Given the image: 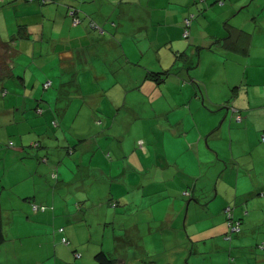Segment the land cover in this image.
I'll list each match as a JSON object with an SVG mask.
<instances>
[{
  "label": "rangeland",
  "instance_id": "1",
  "mask_svg": "<svg viewBox=\"0 0 264 264\" xmlns=\"http://www.w3.org/2000/svg\"><path fill=\"white\" fill-rule=\"evenodd\" d=\"M70 1L22 3L68 9ZM75 1L76 7L68 9L67 21L79 27L81 38L58 43L60 40L55 42L47 33L42 34L40 27L37 30V22L29 23V52L22 50L20 58L10 56L16 61L15 80L22 85L18 95L10 93L4 100L0 98V108L10 102L15 105L20 99L22 118L18 112L12 116L20 124L10 126V130L1 121L0 141L4 138L5 144L18 143L22 132V173L30 171L34 177V184L30 175L22 177V192L33 187L34 195L47 197L52 207L68 205L74 210L71 217L85 218L78 223L89 224L93 238L105 235L103 229L109 221L112 226L122 225L123 230L124 223L131 226L135 222L134 249L124 264H162L167 260L174 264H264V189L252 185L264 180V131L258 130L264 122V107L249 112L245 126L248 113L237 120L235 113H226L225 106L219 109L202 102L193 93L202 90L212 100L228 99L220 92L224 88L220 80L226 75L218 60L221 57L200 49L201 58H209L211 63L203 61L191 67L184 54L175 50L187 42L191 45L186 46L194 48L197 21H203L198 26L202 34L211 32L224 6L213 0H171L172 15L168 19L160 16L161 6L153 3L151 9L147 0ZM132 4L140 5L139 13L129 10ZM17 8L11 6L9 10L17 12ZM246 9L237 18L246 16ZM145 10L152 14L150 22L144 20ZM22 13L15 14L20 17ZM188 18L189 34L184 37ZM263 26L260 31L256 28V42L264 37ZM93 32L94 41L89 40ZM24 35L22 25V42L27 38ZM177 35L180 38L176 39ZM107 42L114 47L97 56L96 48L102 49ZM81 44L82 50L77 51L76 45ZM262 45L257 43L256 47ZM91 46L94 54H90ZM1 49L10 53L5 47ZM230 58L224 63L228 69L234 67ZM192 60L197 63V55ZM212 60L217 61L213 64ZM250 67L251 81H261L264 75L258 73L259 66ZM170 68L178 75H169L160 84L159 75L146 73ZM145 73L153 79L143 82ZM178 78L185 87L180 86ZM150 83L156 85L152 90L147 89ZM263 87L261 84L255 89L262 91ZM0 118L5 115L0 114ZM31 141L40 145H30ZM6 187L7 196L14 201L19 187ZM2 199L7 201L6 196ZM223 199L236 203L230 205L235 220L245 212L241 217L244 221L238 225L233 221L232 227L222 215L217 217L224 223L217 228L226 226L227 231L220 239H212L208 212L201 208L207 202L214 204L212 211L217 216ZM21 200L22 220L29 215L25 225L31 224L34 207L23 193ZM169 203L175 210L182 205L180 219L186 218V234L180 219L172 221L171 226L163 224ZM106 213L108 220H103ZM3 222L10 227L6 218ZM49 223V228L58 226ZM9 233H14L13 227ZM90 244H95L94 240ZM106 244L109 247L111 242ZM114 247L109 256L116 258L122 251L116 254Z\"/></svg>",
  "mask_w": 264,
  "mask_h": 264
},
{
  "label": "crops",
  "instance_id": "2",
  "mask_svg": "<svg viewBox=\"0 0 264 264\" xmlns=\"http://www.w3.org/2000/svg\"><path fill=\"white\" fill-rule=\"evenodd\" d=\"M73 1L75 0L70 1L68 9L69 7H76L75 5H73ZM147 1L149 2L151 9L153 3L161 6L160 9L162 12L160 13V16H166L168 19L169 17H171V0ZM213 1L217 2V0ZM219 2L222 4V6H224V9H219L221 11L220 15L213 21L214 30H211V32L206 34H202L203 31H201L202 29L198 30V26H200L203 21H197L198 25H196L194 29V48H189L188 46H186L187 44L191 45V42H187V44L180 45L181 47H178V49L175 50H180L182 54H184L185 60L192 64L191 67L202 64L203 61H206L207 65L211 63V60L209 58H201L200 49L206 51L207 53H213L214 55L221 57L218 58V60L223 64L226 75L223 76L222 80H220L221 86L225 88L220 89V92H224V95H226L228 99L212 100L210 98V95L206 97L203 94L202 90L199 94L198 91L193 94L198 98H201L202 102H207L216 108L221 109L223 106H225L227 114H229V112H233L236 114L238 113L241 116L242 113H248V116L245 117L246 126L249 123L247 121V119L250 118L249 112H253L258 110L259 108L264 107V90L261 91L260 89H255L256 86H259L261 84L264 85V77L259 82L251 81L253 77L251 75L252 69L250 67V65L252 64L253 66H259L257 68L258 73L260 75H264V37H260L257 42L254 39L256 28H259L260 31V27L264 25V0H220ZM28 3L29 4H23L22 0H4L3 3H0L1 101L4 100V98L10 93L14 94L15 96L19 94L18 88L22 84H20L18 80H15V78L18 77L15 76L17 72H15L14 68L16 61H11L10 56H22V50L25 52H29L31 48V43L29 41L31 38V33L29 32V23L37 22V30L40 27V31H42V34L47 33L48 36L52 37L55 42L57 40H60V42L58 43H66L67 41H72L74 39H79L82 37L80 36V33L82 34V32L81 30H79V27L76 26V24H74L73 22L70 24V21H67L68 9L60 8V6L56 5L54 6V4H45L44 6H40L38 3L37 5L36 3ZM74 3H76V1ZM239 5L242 6L240 7ZM11 6H17L19 7V9L17 8V12L14 10L11 11L9 10ZM22 6L24 9L22 8ZM244 8H247L246 10H243L246 11L244 13L248 14H246V16H243L241 19L237 18L239 17V13L241 12V10ZM129 10L139 13L141 7L139 4H132L129 6ZM14 12L18 14L22 12L23 13L19 15L20 17H17L18 14H15ZM150 13L151 12L145 10L146 18L144 17V20H149L150 22V20L153 19L152 14ZM203 18L205 21H208L207 15H203ZM22 25L25 31L24 36L27 37L25 40H23L25 42H22ZM14 27L17 28V32L16 28L14 29ZM249 27L252 28L250 29ZM201 28H203L204 30V26ZM10 30H12V32ZM95 38L96 33H91L89 40L94 41ZM177 38H180V36L177 35L176 39ZM257 43L263 45L258 48L256 47ZM81 46L82 44L76 45L77 51L82 50ZM4 47L5 50L9 49L8 51H10V53H8L7 51L4 53V51H2L1 49ZM111 47H114L113 44L107 42L102 49L96 48L97 56H99L100 54H106V51ZM39 48L43 49L44 46L41 45V47ZM54 48H56V46ZM73 49L74 48H71V51ZM89 50L90 54H94L92 53V51L94 50L93 46H91ZM133 50L136 51L135 48ZM68 54L70 55L71 52ZM69 55H66L64 57L69 58ZM196 55L197 63L192 60V58ZM229 57H233L230 58V60L234 64V67L232 69H228L226 68V66H224V63L228 60ZM252 60H255V62H252ZM216 61L217 60H212L213 64ZM164 70H168V73L161 78H159L158 76L157 84L162 83V81L164 82L169 77V75H178L176 72H173L171 68L162 69L161 71ZM146 73L148 75L149 73L153 72L148 71ZM146 73L144 75V79H142L143 82L144 80L146 81V79H153L149 77L150 75L147 76ZM178 79L179 81H181L180 78ZM20 80H22V77L20 78ZM7 83L9 84L7 85ZM200 83L203 84L202 81H200ZM183 84L184 83L181 81L180 86H183ZM155 86L156 85L150 83L148 84L147 89L152 90ZM204 96L206 97V99L204 98ZM10 103L5 107L0 108V114L5 115V118H7H0V124L2 121V125H4V127L6 126L5 128L7 130L10 126L17 127L18 124H20V121L12 120V116H15L18 112L20 113V117L22 118V100L18 99L15 105H10ZM232 108L233 111H231ZM23 109L25 110V108ZM262 111L264 112V110ZM258 130L261 131V133L264 131V122L260 124ZM7 134H9V131L7 132ZM19 137V142L16 143L13 141V145H11V142H7L5 144L4 138L0 141V209L2 218V233L4 236L3 241L0 242V264H53L51 263L52 260H54V264H95L96 253L102 250L110 254L109 250L113 246H115L113 250L116 254H119L120 250L122 251L119 255H117L116 258L113 257L115 259L114 264H124L123 260L131 255V249H134L131 246V242L133 241L134 234L137 233V231L133 230L132 226L136 225V223L133 222L131 226L124 223L123 226H126L123 230V228H120L122 225L117 224L115 226L114 224L112 226V222L109 221L106 223L105 228L103 229L105 231V235H102L103 240L100 236H96L95 238H93L89 224L78 223L79 221L85 220V218H78L76 217V215V218L71 217V215H74L72 214L74 210H69L68 205L62 204V207L61 205H59L57 208L52 207L51 203L47 202V197L43 198L42 195H34L36 194V189L33 187L22 192V177H28V175H30V171H25L22 173V132L20 131ZM228 141L231 147L232 140L229 138ZM33 142L31 141L30 145H32ZM36 145V142L33 143V146L35 147L39 146L40 144L38 143V145ZM84 150L87 151L88 149ZM39 174L42 173L39 172ZM30 176L33 177L32 174ZM31 181L34 184V177ZM259 181L257 182V184L252 183L253 188L261 186V188L264 189V180L261 179ZM6 184H8L9 186L15 185L19 187V190L15 192L16 197L14 201H11L12 196H7ZM27 184H24L23 186L26 187ZM22 193L30 206L34 207L35 205L33 210L35 214H33L32 219H30V221H32L31 224L28 225H25V223L29 221V215L26 216L27 220H22ZM53 195L54 194H52V197L49 198L52 199ZM3 196H6L7 201H3ZM236 199L237 195H235L234 200L236 201ZM219 203V213L217 214V216L216 211H212V209L215 207L214 204H210L209 202H207L201 208L208 212L207 219H210V227L212 226L209 230L210 237H212V239H220L227 231L226 226L223 229L217 228V226H221L224 224L223 219L221 218L218 220L217 217H221L222 215L226 219L223 212L224 208L226 206H233V204H236L231 203L229 202V200L225 199H223ZM172 205L174 206V203ZM152 213L155 212L152 211L151 214ZM182 213V205L179 206L177 210H175L174 207L172 208L171 204L169 203L168 207L166 208V216L164 217L163 224L167 223L171 226L174 220L180 219ZM244 213L245 212H243L242 214L239 213L238 215V219L242 222L244 220H242L241 217L244 215ZM58 215L65 217V219H59ZM4 218L8 220L10 227H5L3 222ZM107 218L108 214L106 213L105 217H103L102 219L108 220ZM61 220L64 221L61 223ZM180 220H182V223L185 227V224H187L186 218H184V221L183 219ZM50 221L58 224V226L54 227L55 225H53L52 228H49V226L51 225V223H49ZM74 223L76 226H72V224ZM60 224H64V226ZM12 227L14 228V233L10 234L9 231ZM60 228L62 229L60 230ZM73 228H75V230ZM31 230H36V232L31 233ZM26 236H33V238L26 240ZM87 237L88 239H86ZM63 238H66L68 240V243H64L62 240ZM68 238L71 239L72 250L69 249L70 242ZM105 238L107 239V241L109 240L111 242V244L109 245L110 248L107 247V241ZM92 240H94L95 244L91 245L90 241ZM112 240H114L115 245H113ZM70 250L73 254L70 253ZM225 252L223 253L225 254ZM263 258L264 255L262 254L261 261H263ZM162 264L174 263L167 260V262H163Z\"/></svg>",
  "mask_w": 264,
  "mask_h": 264
},
{
  "label": "trees",
  "instance_id": "3",
  "mask_svg": "<svg viewBox=\"0 0 264 264\" xmlns=\"http://www.w3.org/2000/svg\"><path fill=\"white\" fill-rule=\"evenodd\" d=\"M25 1H28V0H25ZM217 1H220V0H217ZM73 12H76V10H75V8H73V10H72ZM168 73V70H164V71H161V72H155V73H151L150 75L151 76H153V75H159V78H161V74H162V76L164 77L166 74ZM39 108L37 107V110H38ZM236 114V113H235ZM238 114V113H237ZM236 114V115H237ZM239 115V114H238ZM37 145H38V143H37ZM36 145V146H37ZM230 206V205H229ZM231 207V206H230ZM226 208V207H225ZM225 208H224V211H225ZM231 209H232V207H231ZM226 213V212H225ZM230 219V218H229ZM231 220L232 221H237L238 222V224L241 222L239 219H237V220H235V218H234V216H233V213L231 212ZM226 221H227V223H229V220H228V218H227V216H226ZM227 225H229V224H227ZM3 239H4V236H3V233H2V218H1V209H0V242L1 241H3ZM95 259H96V263L95 264H114V262H115V259L113 258V257H111V256H109V254L108 253H106L105 251H98L97 253H96V255H95Z\"/></svg>",
  "mask_w": 264,
  "mask_h": 264
},
{
  "label": "built area",
  "instance_id": "4",
  "mask_svg": "<svg viewBox=\"0 0 264 264\" xmlns=\"http://www.w3.org/2000/svg\"><path fill=\"white\" fill-rule=\"evenodd\" d=\"M188 22L190 23V19H189V18L187 19V23H186V25H185L184 37H187L188 34H189V31H188V29H187V26L189 25ZM236 119H237V120H240V119H241L240 114H239V115H238V114L236 115ZM261 140L264 141V132L262 133ZM34 207H35V205H34ZM41 208H44V207H41ZM225 212H226V216H227V218H228V220H229V223H228V224H229L230 226L234 227V226H233L234 222L231 220V207H230V206H226V208H225ZM229 218H230V219H229ZM236 225H238V222H236ZM61 229H62V228H60V230H61ZM62 240H63L64 243H68V240H67L66 238H63Z\"/></svg>",
  "mask_w": 264,
  "mask_h": 264
}]
</instances>
